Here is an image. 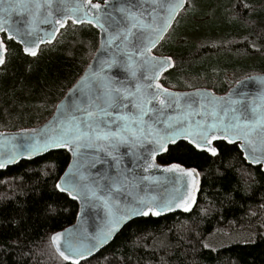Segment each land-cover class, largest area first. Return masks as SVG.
<instances>
[{"label":"trees","instance_id":"16d2710c","mask_svg":"<svg viewBox=\"0 0 264 264\" xmlns=\"http://www.w3.org/2000/svg\"><path fill=\"white\" fill-rule=\"evenodd\" d=\"M224 2L222 6L232 4L235 16L220 42L198 47H170L163 42L160 56L174 62L165 73L167 86H204L193 89L223 95L233 86L224 81L229 74L264 73V62L242 67L229 59L243 53L264 58V0ZM245 3L251 8H245ZM68 24L70 29L58 45L42 46L33 58L2 35L7 53L0 67V132L48 120L89 64L98 46L97 31L89 25ZM214 146L217 155L210 156L178 142L156 159L160 165L178 163L199 172L200 190L191 213L135 219L105 249L81 264L106 260L114 264H264V236L258 232L251 240V231L264 222V173L245 164L237 145L216 142ZM69 158L65 150H58L0 172V264H67L53 251L50 236L73 224L78 212L77 203L54 187ZM247 169L252 180L245 185L240 171ZM220 227L247 236L214 251L204 248L203 240Z\"/></svg>","mask_w":264,"mask_h":264},{"label":"snow or ice","instance_id":"6c2138e0","mask_svg":"<svg viewBox=\"0 0 264 264\" xmlns=\"http://www.w3.org/2000/svg\"><path fill=\"white\" fill-rule=\"evenodd\" d=\"M2 3L4 0H0ZM186 3L187 0H118L110 5L111 11H102L101 5L92 0H77L75 3H70V0H9L5 7H0V32L7 33L9 40L24 43V51L31 56H36L39 44L45 43V38L38 35L39 24L53 26V31L46 33L50 39L68 20L73 24L89 23L108 33L109 45L120 40L117 50L124 59L117 61L113 57L111 61L104 62L107 66L118 64L134 79L142 68L146 73L142 79L152 81L142 83L138 79L133 91L125 87L123 81L117 82L114 77L103 75L102 70L90 71L73 90L80 93V100L71 106L72 112L68 113L58 105L62 118L53 123L51 135L46 134L42 140L34 138L33 143L27 145L29 155L49 148H66L71 152L76 159L54 187L73 200L85 197L87 201L90 198L94 206L104 209L103 227L89 238L78 242L69 238L65 240V250L62 251V234L51 237L56 252L71 264H80V260L92 256L134 217H159L174 208L190 211L196 201L195 192L199 189L196 170L173 163L163 169L174 174L171 180L173 187L167 197L158 202L154 195L137 194L120 206L114 197L127 186L121 180L122 174L98 172L97 178L89 179L81 171L80 158L85 155L81 152L82 148L94 149L97 153L94 159L100 163L106 162L98 154L103 151L118 164L119 159L113 153L120 145H127L131 150L148 143L151 147L145 149L148 155L144 157V170L148 171L157 167L156 154L168 152V145L176 144L177 139L187 140L195 148L205 150L212 156L217 155L213 141L223 139L230 144L239 141L245 160L250 164L264 165V104H254L249 109L247 104L230 98L229 106L221 107L215 98H210L207 105L201 102L200 108L194 109L191 98L182 105L177 94L155 83L160 73L171 66V58L158 59L151 55V51L163 39ZM243 6L251 8L247 3ZM89 9H94L95 13ZM14 13L21 16L27 14L28 19L23 21L24 28L13 26ZM77 13H82V16H77ZM109 28L116 30L109 32ZM5 52V44L0 40V65L5 63ZM260 99L264 101V96ZM154 101L158 102L159 107L153 106ZM237 104L241 105L240 108L234 107ZM173 105L177 111L169 115L166 110ZM229 113L232 115L227 119ZM196 116L201 118L194 119ZM17 155L13 152L7 162L14 161ZM148 156L152 163H148ZM5 163L0 160V168ZM127 179L123 176L124 181ZM140 180L159 182V178L151 176L141 177ZM138 186V183L132 184V187ZM67 235L71 237L72 232L68 231ZM203 247L210 246L205 243Z\"/></svg>","mask_w":264,"mask_h":264},{"label":"water","instance_id":"95a60500","mask_svg":"<svg viewBox=\"0 0 264 264\" xmlns=\"http://www.w3.org/2000/svg\"><path fill=\"white\" fill-rule=\"evenodd\" d=\"M8 2L9 0H4V3L0 4V7H5ZM11 2H14V0H11ZM75 2H77V0H70V3H75ZM92 2L99 3L101 5L102 11H111L110 5L117 3L118 0H108L107 4L105 3V1L94 2L92 0ZM119 2H123V0H119ZM186 5L187 3L185 4V7ZM89 10L95 13L94 9H89ZM183 10H181L179 14ZM113 14L116 15L117 17L119 16L118 13H113ZM179 14L172 21L171 27L164 34L163 39L165 38V36L168 34L170 29L172 28ZM77 16H82V13H77ZM27 19H28L27 14H24L23 16H21L20 14L14 13L12 16V24L15 27L24 28L25 24L23 23V21ZM68 23H72V21L68 20L65 26L63 28H59V31L55 32V34L50 39L48 38L46 33H51L53 31V26L51 24H39L38 27L40 31L38 32V35L45 38V43L39 44V47L37 49V54L42 46L52 44L56 40L60 31L64 29L68 25ZM73 25L74 26L89 25L92 28H94L98 33L97 49L94 55L92 56L89 64L86 66V68L80 75V77L67 90L63 98L57 103L52 115L49 117L48 120H46L39 126H35L31 128H22L16 131H1L0 132V160H3L6 162L5 166L3 168H0V172L5 171L9 167H13L17 165L21 161H32L34 159L41 158L50 152H54L58 150H65L69 154L70 158H69V163L67 167L65 168L64 172L62 173L60 177L64 175V173L68 170L69 165L72 164L74 160L76 159L71 152H69L66 148H49L47 150L33 152L31 153V155H29L27 145H29L30 143H33L34 138L42 140L46 134L51 135L50 129L53 123L58 122V120L62 118L61 111L57 107L58 105H60L61 108H65L68 113L72 112L71 106L75 105L80 100V93L79 92L74 93L73 90L74 88L77 87L82 77H84L90 71H101L102 70L103 75L114 77L117 82L123 81L124 86L133 91L135 90V85L138 79L142 83H152V81L150 80L142 79V76L146 74L144 72V69L142 68L137 71V78L134 79L133 77H131V75L127 71H125L118 64H113L111 67H109L104 63L105 61H111L113 57H116L117 61H121L124 59L123 54L117 50V46L120 44V40H115L111 45H109L107 43L108 33L103 32L100 28L95 27L93 24L77 23ZM56 27H59V26H56ZM105 27H107V25H105ZM115 30H116L115 28H109V32H114ZM2 35H4L5 38L7 39V33L0 32V40H3ZM163 39H161L157 43L155 48H157V46L163 41ZM11 41H13L14 43L20 46L22 53L25 56H28L30 58L35 57V56H31L27 54L24 51V47H25L24 43L17 42L16 40H11ZM5 47H6V44H5ZM155 48H153L151 51L152 56H155L158 59L169 58V56L155 55L153 53V50ZM6 53H7V48L5 52V59H6ZM1 66L2 65H0V67ZM173 66H174V62H173V59L171 58V66L166 67V69L160 73L159 79L156 80L155 83H159L162 86V88L167 89L168 92L177 94L180 97V102L182 105L189 98H191V101H194V103L192 104V107L194 109H199L201 102L207 105L210 98H215V100L219 102L221 107H228L229 106L228 101L230 98L232 100H238V101H241L242 103L247 104L249 106V109L254 104H264V101L260 99L261 96H264V73L252 74V75L243 77L239 79L225 94L218 95L213 90L206 89V88H198V89H193V90H188V91H177V90H172V89L164 87L161 83V78L167 71L172 69ZM152 90H155V89L153 88ZM153 106L159 107L158 102L154 101ZM240 106H241L240 104L234 105V107H237V108H240ZM166 111L169 115H172L175 113V111H177V109L175 108V105H173L171 108L167 109ZM75 114L79 115L78 113H75ZM231 115L232 113H229L227 119H230ZM200 118L201 117L199 116L194 117V119H200ZM208 119L211 120V117L209 116ZM160 127H162V125H160ZM178 142H185L188 145H190L195 151L205 152L208 155L212 156L211 153L205 150H200V149L195 148L194 145L190 144L187 140L180 138V139H177L176 144ZM216 142H224L227 145H237V148L240 151L242 155V159L245 162V164L250 166L251 168H260L261 172L264 173V165L250 164L247 160L244 159V153L242 152L239 146L240 145L239 141H236L235 143L230 144L227 142V140L218 139V140L213 141V144H212L213 147H215L214 143ZM176 144H169L168 147L174 146ZM150 147H151L150 144L145 143L143 147L137 146L136 148H133L130 150L127 145H120L117 148V150L113 153L119 159L118 164L115 161H113L111 157L106 156L103 151L99 152L98 154L104 157L106 162L100 163L98 160L94 159L95 155L97 154L94 149L82 148L81 152L84 153L85 155H83L80 158V164L82 166L81 171L89 179L97 178L96 174L98 172H107L109 175H117L118 173H121L122 174L121 180L127 186L121 192L115 194L114 198L120 202V206H123L125 202L132 200L133 196L137 194L141 196L154 195L157 197V200L159 202L171 193V190L173 187L171 180L174 174L163 171L164 168L170 165H160L156 160L158 157L164 155L166 152H158L156 154L155 164L157 165V167L149 168L148 171L144 170V164H145L144 157L148 155L145 149H148ZM13 152L18 153L19 155H17L14 161L7 162L8 157L11 156ZM148 163H152L150 156H148ZM196 172L199 174L197 170ZM123 176H126L128 178L127 181L123 180ZM144 176H151L153 178H159V182L157 183V182H152V181H147V180L141 181L140 178ZM197 180L199 184V189L198 191L195 192L196 201L192 205V208L190 211L185 212L180 208H174L172 211L163 212L162 215H160L159 217H163L169 214H176V213H180L184 215H188L189 213H191L194 207L196 206L197 197H198V193L200 190V181H201L200 175H198ZM59 182H60V178L58 179L56 183H59ZM133 183H138L139 186L132 187ZM57 191L59 193H63V192H60L59 190ZM63 194L67 195L66 193H63ZM69 199L73 200L71 197H69ZM73 201H75L78 205V212H77L74 223L62 230H59L53 233L50 236L51 247L53 251L55 252V254L61 260H63V258L60 257L59 253L56 252L55 245H53L51 241V237L53 235L57 233L62 234L60 244H61V250L64 251L65 250L64 249L65 240L70 238L74 242H78L80 240L89 238L91 235L95 234L104 225L105 212L102 206H94V202L90 198H88L86 201L85 197H80ZM151 217L159 218V217H154V216H151ZM138 218H147V217H143V216L134 217L133 220L138 219ZM131 221H128L127 224ZM125 226H123L119 231H117L113 235V237L108 241V243L100 247L99 250L94 252L92 256H88L86 257V259L80 260V264L85 261H88L89 259L99 254L103 249H105ZM68 231L72 232L71 237H68L67 235ZM63 261L67 264H71V261H65V260Z\"/></svg>","mask_w":264,"mask_h":264},{"label":"rangeland","instance_id":"374dc122","mask_svg":"<svg viewBox=\"0 0 264 264\" xmlns=\"http://www.w3.org/2000/svg\"><path fill=\"white\" fill-rule=\"evenodd\" d=\"M224 1L225 0H187L186 9L179 14L172 28L161 42L162 44L160 43L161 45L159 44V47L157 46L158 48L154 49L153 53L155 55L163 54L160 52L162 51L163 42L164 45H170V47L171 44L176 47H198L199 45H203L205 43L220 42L221 40H223L225 38L227 28H229L228 23L233 22L235 16L232 4L222 6L224 3H226ZM262 5L264 6V2ZM262 5H260L259 7H261ZM84 28H88V26H84ZM69 29L70 27L68 24L64 29L60 31L56 40L54 41L55 45H58L60 43L59 38H63L65 32ZM213 59H218V57H215ZM229 59L233 60L232 62L236 63V65H240L242 67H253L259 63L264 62V58H261L259 56L248 55L246 53L241 54V57H236L232 55L229 57ZM246 73L247 72L243 71L241 73L229 74L228 77H225L224 80L226 86H229L231 84L234 85L240 78L248 76L249 74H255L257 72L250 71L249 73ZM166 78L167 74L163 75L161 78V83L166 88L172 90L182 91L197 87H204H189L186 85L173 87L167 86ZM201 78H205V76H202ZM240 175L243 177V182L245 185H247L252 180V174L250 169L240 171ZM203 208H207V206H205L204 204ZM251 232V234L253 235V238L251 240L254 239V236L258 234V232L264 236V222L262 221L261 226H259L258 229L255 228ZM245 236H247L245 233L237 229H232L230 227H220L215 229L209 236H207L203 240V244H208L210 246L208 249H217L233 242H242V240L239 238ZM102 264H114V261L106 260L103 261Z\"/></svg>","mask_w":264,"mask_h":264},{"label":"flooded vegetation","instance_id":"af4514ba","mask_svg":"<svg viewBox=\"0 0 264 264\" xmlns=\"http://www.w3.org/2000/svg\"><path fill=\"white\" fill-rule=\"evenodd\" d=\"M105 1V0H102V2ZM157 56H160V55H157Z\"/></svg>","mask_w":264,"mask_h":264}]
</instances>
